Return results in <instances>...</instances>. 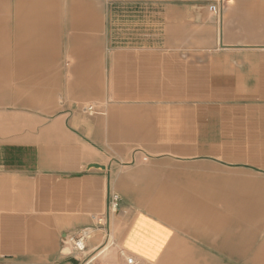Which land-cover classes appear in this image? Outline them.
<instances>
[{"label": "crops", "instance_id": "0c3cea01", "mask_svg": "<svg viewBox=\"0 0 264 264\" xmlns=\"http://www.w3.org/2000/svg\"><path fill=\"white\" fill-rule=\"evenodd\" d=\"M215 1L0 0V264H77L60 244L84 227L100 264H264V0ZM97 100L141 109L104 137L198 154L132 183L79 105Z\"/></svg>", "mask_w": 264, "mask_h": 264}, {"label": "rangeland", "instance_id": "374dc122", "mask_svg": "<svg viewBox=\"0 0 264 264\" xmlns=\"http://www.w3.org/2000/svg\"><path fill=\"white\" fill-rule=\"evenodd\" d=\"M4 15H7L6 11V6H7V0H4ZM80 107L85 106V109L87 106H92V109H90V112H97L96 114L98 115V125L96 129V134H97V144L101 147L104 148L107 152H109L111 155L114 156L116 159H120V161L124 164L123 166H119L121 169L122 174H126L127 176H130V181L134 183L133 178L136 177V170H138L139 163H144L147 164L151 160L150 158L153 157H158V156H189V155H197L198 154V149L197 148H187V149H173L170 148V150L167 149H151L147 147V144L145 142L137 141L133 137L127 136L126 138L119 139V137L111 138V140L107 137H104L105 134H103V124L104 122H107L109 118L110 113H126L127 115L130 114L131 112H135V110H141V109H136L133 106H125V105H120V104H115L106 100H97V101H82L80 102ZM108 115V116H107ZM108 124V122H107ZM166 135V134H165ZM170 137V145L172 144H181L175 142L174 138H179V136L175 135V133L170 132L168 134ZM163 136L160 135V140L163 141L164 139L162 138ZM104 139V140H103ZM152 143V142H151ZM163 143V142H161ZM140 160H139V159ZM142 158V159H141ZM142 160V161H141ZM145 183V182H144ZM149 185L150 183H146ZM259 184L263 183L259 181ZM262 185L260 186L262 188ZM146 188V186H140V188ZM110 191L112 193H118V189H114L110 187ZM119 196V195H118ZM120 198V197H119ZM120 201V200H119ZM119 205V204H118ZM258 215V214H256ZM261 223V222H256ZM262 224V223H261ZM257 233L254 238H248L249 243H253L254 248L257 247L259 244H261L262 239L260 237L261 230L255 229ZM256 237V238H255ZM243 240V239H242ZM247 241V239H245ZM249 255L247 256H242L239 259L236 260V258H229V256L223 255V260H218L217 264H246L245 260L248 258Z\"/></svg>", "mask_w": 264, "mask_h": 264}, {"label": "built area", "instance_id": "2783aa9c", "mask_svg": "<svg viewBox=\"0 0 264 264\" xmlns=\"http://www.w3.org/2000/svg\"><path fill=\"white\" fill-rule=\"evenodd\" d=\"M225 0H217L208 5V10L213 15H220V11L223 7ZM92 106H87L86 109H91ZM119 196L113 193L110 198L109 208L115 211L119 204ZM96 223V227L102 229L104 232L105 240L104 244L114 245L113 240L110 239L108 235V223L107 217L104 213L96 214L93 217ZM94 228H79L73 233L64 234L61 240V251L66 255L73 256L77 264H100L99 256L101 255L102 248H96L95 250H90L88 248V241L93 236ZM108 236V237H107ZM119 254L125 256L123 250L119 249ZM127 264H136L132 256H125Z\"/></svg>", "mask_w": 264, "mask_h": 264}]
</instances>
